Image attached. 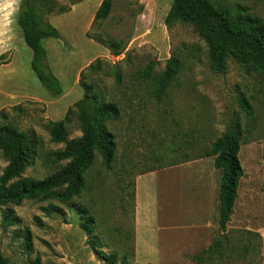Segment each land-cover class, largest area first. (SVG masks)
I'll list each match as a JSON object with an SVG mask.
<instances>
[{
  "label": "rangeland",
  "instance_id": "1",
  "mask_svg": "<svg viewBox=\"0 0 264 264\" xmlns=\"http://www.w3.org/2000/svg\"><path fill=\"white\" fill-rule=\"evenodd\" d=\"M22 1L0 0V125L16 127L33 144V164L24 177L44 179L66 165L53 155L82 136L74 105L84 84L95 85L104 102L116 103L121 116L107 123L117 143L112 168L97 156L85 189L70 201L95 217L98 247L83 230L77 207L25 201L13 207L12 225L5 224L0 207V251L8 264H106L101 256L112 254L117 264H264V75L232 58L217 72L193 25L165 24L173 0H110L111 12L101 21L95 15L105 0H30L41 8L43 25L60 34L43 41L63 88L56 96L32 71L33 53L18 25ZM213 1L246 7L264 20V0ZM170 59L181 69L158 100V78ZM69 112L66 143L56 144L48 124ZM231 127L242 132L244 174L222 231V171L206 154ZM7 164L0 151V176ZM144 175V200L157 202L147 212L136 201Z\"/></svg>",
  "mask_w": 264,
  "mask_h": 264
},
{
  "label": "trees",
  "instance_id": "2",
  "mask_svg": "<svg viewBox=\"0 0 264 264\" xmlns=\"http://www.w3.org/2000/svg\"><path fill=\"white\" fill-rule=\"evenodd\" d=\"M48 6V2H43ZM112 9L110 0H105L95 15L96 21L108 18ZM41 8L30 0L21 3L18 25L23 33L26 45L33 53L31 68L44 88L56 96L63 94L60 80L53 74L47 59L43 41L59 39V31L43 25L40 19ZM53 12V8L47 10ZM62 11V9H61ZM177 23L191 24L198 35L209 47V57L213 68L223 72L229 58L238 63L250 66L264 75V20L252 15L249 9L242 6L217 4L213 0H173L165 18L167 26ZM118 49L119 45L116 46ZM92 69V67H90ZM153 66L145 70L149 77ZM181 69L180 62L170 59L165 71L158 78L156 97L160 100L166 93L171 82ZM85 93L81 100L74 105L82 136L66 143L67 123L70 112L62 121L48 124L51 139L56 144L66 143L63 150L54 153L56 163L66 162L58 172L44 179L24 177L26 170L32 166L34 149L28 135L16 127L0 125V151L7 159V166L0 176V207H5L4 222L12 225L14 220L13 207L20 206L31 200H56L77 207L81 214L82 228L91 238L95 248L93 226L95 217L90 215L87 207L70 202L80 196L86 186V172L94 165L100 156L104 166L111 169L115 161L117 143L114 134L108 129L107 123L118 121L121 111L116 103L104 102L95 85H83ZM248 114L252 107L245 103ZM231 127L217 139L207 152L206 157L214 158V166L222 171L219 185V227L226 230L234 211L238 197L239 182L244 170L239 160L241 151L242 132ZM56 210L55 207L50 208ZM46 209V210H50ZM25 248H31V234L26 231ZM215 245L203 253H211ZM106 264H117V255L101 256ZM0 264H8L0 251ZM121 264H127L123 261Z\"/></svg>",
  "mask_w": 264,
  "mask_h": 264
},
{
  "label": "crops",
  "instance_id": "3",
  "mask_svg": "<svg viewBox=\"0 0 264 264\" xmlns=\"http://www.w3.org/2000/svg\"><path fill=\"white\" fill-rule=\"evenodd\" d=\"M147 176V175H146ZM146 176H142L140 179L137 180V187H136V201H137V206L139 207L140 210H144V212L148 211V206H155L157 207V202H156V199L154 198L153 199V202L150 204L148 202V196L147 198L145 197V200H144V191L145 188H144V185H145V182H144V179L146 178ZM146 201V203L144 202ZM150 212V210H149Z\"/></svg>",
  "mask_w": 264,
  "mask_h": 264
}]
</instances>
